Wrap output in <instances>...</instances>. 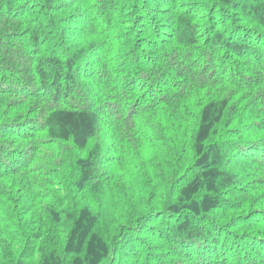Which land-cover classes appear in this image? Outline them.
<instances>
[{
  "label": "trees",
  "instance_id": "1",
  "mask_svg": "<svg viewBox=\"0 0 264 264\" xmlns=\"http://www.w3.org/2000/svg\"><path fill=\"white\" fill-rule=\"evenodd\" d=\"M0 264H264V0H0Z\"/></svg>",
  "mask_w": 264,
  "mask_h": 264
}]
</instances>
